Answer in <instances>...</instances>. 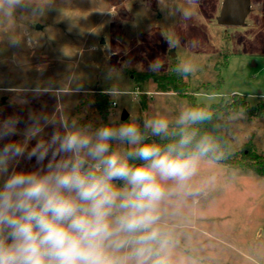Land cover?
I'll use <instances>...</instances> for the list:
<instances>
[{"label":"clouds","instance_id":"obj_1","mask_svg":"<svg viewBox=\"0 0 264 264\" xmlns=\"http://www.w3.org/2000/svg\"><path fill=\"white\" fill-rule=\"evenodd\" d=\"M18 8L43 11L29 0H0V12ZM8 44L38 41L25 31ZM162 67L156 61L150 70ZM176 71L187 77L196 66ZM80 90L52 79L0 82V98L13 109L0 106V264H203L188 247L189 213L202 194L196 180L204 165L229 155L202 127L213 113L182 105L174 117L82 121L63 104ZM43 96L56 99L51 110L31 106Z\"/></svg>","mask_w":264,"mask_h":264},{"label":"rangeland","instance_id":"obj_2","mask_svg":"<svg viewBox=\"0 0 264 264\" xmlns=\"http://www.w3.org/2000/svg\"><path fill=\"white\" fill-rule=\"evenodd\" d=\"M250 1L244 25L224 27L217 22L224 0H29L43 11L0 12V82L79 85L63 104L82 121L107 122L110 114L121 119L124 112L128 119L156 112L174 117L188 100L156 92L152 80L137 83L133 74L163 75L191 62L196 72L188 80L198 104L238 95L252 107L264 105V0ZM25 31L38 46L10 48L8 38ZM156 61L163 67L151 71ZM111 89L120 92L115 102ZM97 95L107 96L105 119L94 106ZM6 99L0 106L8 114L13 109ZM56 102L43 96L31 106L51 110ZM221 118L230 153L250 145L264 158V117L250 118L238 108ZM196 184L202 194L189 213L188 247L203 264H264V176L218 162L204 165Z\"/></svg>","mask_w":264,"mask_h":264},{"label":"trees","instance_id":"obj_3","mask_svg":"<svg viewBox=\"0 0 264 264\" xmlns=\"http://www.w3.org/2000/svg\"><path fill=\"white\" fill-rule=\"evenodd\" d=\"M133 79L137 83H141L146 80H152L156 85V92L159 93H175L188 100L190 106L208 107L213 113V119L207 122L202 127L205 130L214 132L215 135L221 138L224 143L225 150L229 153L228 158L220 161L219 163L228 165L234 169H247L254 172L257 175L264 176V158L259 156L250 145H246L242 151L236 153H230L229 151V138L224 134L222 129L221 116L227 113L231 109L241 108L244 113L250 118L264 117V105L259 102L256 106L252 107L241 96L234 95L228 102L223 100L219 103L211 104L210 106L204 104H198L194 95L195 91L192 90L188 80V76L185 77L179 74L176 69L170 71L167 74L157 73H138L133 74ZM221 81L218 82V87L221 85ZM94 106L105 119L107 115V96L97 95L94 100ZM144 106L147 109L146 98H144ZM128 120V119H127Z\"/></svg>","mask_w":264,"mask_h":264},{"label":"water","instance_id":"obj_4","mask_svg":"<svg viewBox=\"0 0 264 264\" xmlns=\"http://www.w3.org/2000/svg\"><path fill=\"white\" fill-rule=\"evenodd\" d=\"M250 11V0H224L217 22L224 27L243 26ZM128 117V113L124 112L121 119L127 120Z\"/></svg>","mask_w":264,"mask_h":264},{"label":"built area","instance_id":"obj_5","mask_svg":"<svg viewBox=\"0 0 264 264\" xmlns=\"http://www.w3.org/2000/svg\"><path fill=\"white\" fill-rule=\"evenodd\" d=\"M116 105V103H114V106Z\"/></svg>","mask_w":264,"mask_h":264},{"label":"crops","instance_id":"obj_6","mask_svg":"<svg viewBox=\"0 0 264 264\" xmlns=\"http://www.w3.org/2000/svg\"><path fill=\"white\" fill-rule=\"evenodd\" d=\"M251 6H252V3H251Z\"/></svg>","mask_w":264,"mask_h":264}]
</instances>
